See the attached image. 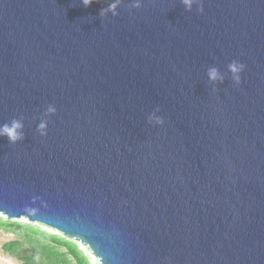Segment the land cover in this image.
<instances>
[{"label": "water", "instance_id": "95a60500", "mask_svg": "<svg viewBox=\"0 0 264 264\" xmlns=\"http://www.w3.org/2000/svg\"><path fill=\"white\" fill-rule=\"evenodd\" d=\"M114 2L0 0V125L25 134L0 137V213L93 264H264V0Z\"/></svg>", "mask_w": 264, "mask_h": 264}, {"label": "trees", "instance_id": "16d2710c", "mask_svg": "<svg viewBox=\"0 0 264 264\" xmlns=\"http://www.w3.org/2000/svg\"><path fill=\"white\" fill-rule=\"evenodd\" d=\"M0 229L16 234L2 248L22 264H93L74 239L39 225L0 216Z\"/></svg>", "mask_w": 264, "mask_h": 264}, {"label": "clouds", "instance_id": "9594fccd", "mask_svg": "<svg viewBox=\"0 0 264 264\" xmlns=\"http://www.w3.org/2000/svg\"><path fill=\"white\" fill-rule=\"evenodd\" d=\"M93 2L94 0H81V3L84 5V7L90 6ZM122 3L123 0H115V2L110 4L109 8L105 11H110L113 16H116L118 15L117 9ZM182 3L188 11L192 10L193 5L197 6V11H203V5L201 0H182ZM130 7L136 9L140 8L141 0H133ZM103 14L104 12H102V15ZM245 67L246 66L243 63H240L235 60H233L230 64L227 65V71L231 73V78L236 85H239L241 83V73L245 70ZM207 75L209 77V80L213 83L217 81L223 82L224 80V75L220 72L217 67H209L207 69ZM213 91H216V89L214 88ZM56 111V107L52 104H49L46 110L44 111L43 115L39 118L40 122L37 125L36 131L40 134V136L47 135L49 123L48 117L55 115ZM159 111L160 109L156 108L152 113L148 115V123L161 126L164 124V119L161 116L157 115ZM23 130V118H13L10 122H6L0 125V137L7 138L10 144H16L17 142H20L25 139V134Z\"/></svg>", "mask_w": 264, "mask_h": 264}, {"label": "rangeland", "instance_id": "374dc122", "mask_svg": "<svg viewBox=\"0 0 264 264\" xmlns=\"http://www.w3.org/2000/svg\"><path fill=\"white\" fill-rule=\"evenodd\" d=\"M0 216H2L3 218H8L7 215L3 214V213H0ZM18 220L22 221V222H29V223H32V224H35V225H39L41 228L49 231V232H52V233H57L56 230L46 226V225H43V224H39V223H36V222H31L27 217H21V218H18ZM16 236V234L12 231H6L4 229H0V264H22L18 259L12 257L11 255L7 254L3 248H2V244L7 241V240H10V239H13L14 237ZM77 243H79L80 245V248L82 249V251L88 255L89 259L91 260L92 262V259L90 258L89 256V252L88 250L86 249V247L79 241L75 240ZM93 263V262H92ZM88 264V263H86Z\"/></svg>", "mask_w": 264, "mask_h": 264}]
</instances>
